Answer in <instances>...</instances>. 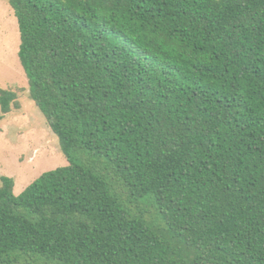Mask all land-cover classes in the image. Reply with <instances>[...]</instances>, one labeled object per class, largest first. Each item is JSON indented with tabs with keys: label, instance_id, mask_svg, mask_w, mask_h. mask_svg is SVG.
Returning <instances> with one entry per match:
<instances>
[{
	"label": "trees",
	"instance_id": "trees-1",
	"mask_svg": "<svg viewBox=\"0 0 264 264\" xmlns=\"http://www.w3.org/2000/svg\"><path fill=\"white\" fill-rule=\"evenodd\" d=\"M6 1L68 164L0 177V264H264V0Z\"/></svg>",
	"mask_w": 264,
	"mask_h": 264
},
{
	"label": "rangeland",
	"instance_id": "rangeland-1",
	"mask_svg": "<svg viewBox=\"0 0 264 264\" xmlns=\"http://www.w3.org/2000/svg\"><path fill=\"white\" fill-rule=\"evenodd\" d=\"M20 43L14 10L6 0H0V87L15 90L19 102V107L13 106L0 121V177L15 179V195L42 173L68 164L58 137L29 97Z\"/></svg>",
	"mask_w": 264,
	"mask_h": 264
}]
</instances>
